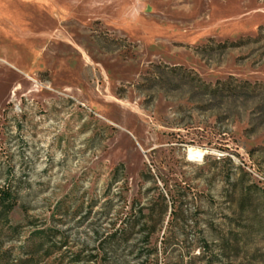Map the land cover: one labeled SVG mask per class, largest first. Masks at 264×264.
I'll use <instances>...</instances> for the list:
<instances>
[{
	"label": "rangeland",
	"instance_id": "1",
	"mask_svg": "<svg viewBox=\"0 0 264 264\" xmlns=\"http://www.w3.org/2000/svg\"><path fill=\"white\" fill-rule=\"evenodd\" d=\"M7 189L8 264H264V0H0Z\"/></svg>",
	"mask_w": 264,
	"mask_h": 264
},
{
	"label": "trees",
	"instance_id": "2",
	"mask_svg": "<svg viewBox=\"0 0 264 264\" xmlns=\"http://www.w3.org/2000/svg\"><path fill=\"white\" fill-rule=\"evenodd\" d=\"M181 71L180 68H173L171 70L172 73H176ZM249 84H246V86ZM207 89V87H206ZM237 90L244 91L246 93H250L252 90L249 87H236L233 86L231 81L228 82H218L216 87L212 90L213 95L218 97L223 95L225 92H234ZM17 199L10 189L0 190V224L4 223L9 214H11L17 207ZM176 202H173L171 205L172 213L176 211ZM168 209V206L164 208ZM156 215V208L147 214L144 215V210H140L138 213H134L132 211L127 212L125 216H123V220L118 230L115 231V234L111 238V243L109 247L114 249V247L124 241H127V238L133 234V231L136 227L141 223V219L145 220V226L148 225L149 221L152 222L154 216ZM2 228L0 226V235ZM152 234H147L148 239L152 238ZM37 240H33L31 245L23 248L22 256H17V263L12 264H47L46 260L53 257L54 254H59L63 250L62 247H57L51 244V236L46 233H41L36 236ZM25 256V257H24ZM10 256L7 253L0 255V264H8V260ZM155 262L152 255H148L143 261L142 264H153ZM71 264H79V261L71 262Z\"/></svg>",
	"mask_w": 264,
	"mask_h": 264
},
{
	"label": "bare ground",
	"instance_id": "3",
	"mask_svg": "<svg viewBox=\"0 0 264 264\" xmlns=\"http://www.w3.org/2000/svg\"><path fill=\"white\" fill-rule=\"evenodd\" d=\"M194 152V151H193ZM193 154H196L199 158H202L203 157V154L202 153H199V152H195V153H192Z\"/></svg>",
	"mask_w": 264,
	"mask_h": 264
}]
</instances>
